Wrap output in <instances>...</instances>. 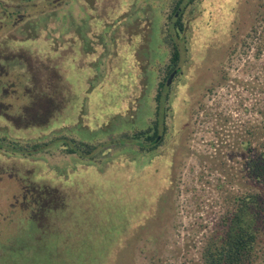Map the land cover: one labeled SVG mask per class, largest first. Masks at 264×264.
Masks as SVG:
<instances>
[{"label": "rangeland", "instance_id": "1", "mask_svg": "<svg viewBox=\"0 0 264 264\" xmlns=\"http://www.w3.org/2000/svg\"><path fill=\"white\" fill-rule=\"evenodd\" d=\"M49 1L51 5L47 0H0V47L7 46L2 39L5 33L19 40L40 35L57 44L71 33L72 26L82 34L83 24H88L92 33L95 29L101 33L94 39L105 38L102 56L89 61L99 62L103 89L76 91L67 123L60 113L50 125L23 134L0 120L4 147H0V171L3 162L24 163L28 158V165L37 166L34 177L56 188L52 212L41 211L39 220L33 219L34 194L17 178L16 170L4 165L5 173L0 174V264H203L202 251L223 230L234 196L254 194L264 203V189L250 178L244 165L250 154L262 150L260 140L256 136L251 145H243L245 139L250 140V131L258 135L264 126V22L257 15L264 0H237L235 6L219 0V5L211 7L201 0L182 2L183 39L171 30L173 41L184 48L182 72L168 90L162 89L167 94L158 110L160 128L166 122L162 142L145 152L130 141L134 132L151 126L154 96L163 77L157 66L165 64L170 53L164 24H174L179 15L167 20L168 0H121L117 21H83L82 16L92 15L88 9L81 16L63 0ZM18 3L28 20L12 28V22L7 26L8 21L1 20L15 13ZM103 4L106 9L117 2L105 0ZM50 7L58 9L50 11ZM214 17L222 29L218 37L203 29ZM134 36L136 72L122 86L121 111L116 112L113 96L119 89L120 58L114 57L113 50L114 46L130 49L129 39ZM93 44L97 50V42ZM58 58L53 54L47 62ZM41 63L25 70L17 64L7 67L8 80L15 83L18 93L9 98L12 108L26 103L31 83L38 89L51 83V93L58 101L71 96L59 91L57 73ZM78 63L82 64L81 58ZM78 72L67 76L81 81ZM97 91L96 96L105 102L103 109L109 110L106 113L115 111L106 122L104 116L102 120L97 117L102 110L93 98ZM41 114L43 121L47 110ZM56 136L58 140L50 144ZM259 137L264 139V130ZM74 142L96 146V150L85 156L69 155L65 149ZM34 145L40 146L34 158L6 149ZM25 170L21 165L17 171L31 179ZM262 217L252 264H264Z\"/></svg>", "mask_w": 264, "mask_h": 264}, {"label": "trees", "instance_id": "2", "mask_svg": "<svg viewBox=\"0 0 264 264\" xmlns=\"http://www.w3.org/2000/svg\"><path fill=\"white\" fill-rule=\"evenodd\" d=\"M120 1V0H119ZM130 1V0H128ZM184 0H168V4L166 5V17L167 20H171L175 17L176 11L180 10V6ZM195 0H189L190 3L194 2ZM204 1V3L207 6L211 5H219V0H201ZM223 1V0H221ZM231 6H235L237 0H227ZM63 4L67 3L70 7H72L74 10H76L77 13H80L81 16L84 12H87V9H89L90 13H96V10L101 8L102 10H106L108 7L104 6V1L99 0V3L96 5L92 4L95 2V0H91L88 5L87 0H63ZM114 4L117 2L116 0H113ZM123 3V2H121ZM26 4V3H24ZM47 4L51 5V2L47 0ZM61 6L64 7L65 5ZM103 4V5H102ZM210 4V5H208ZM17 6H19V10L17 9ZM15 6L16 12L19 11L22 7L21 4L18 3V5ZM25 6V5H23ZM95 6V7H94ZM74 7H77L75 9ZM24 8V7H23ZM58 8L50 7V11L56 10ZM233 9L232 7L230 8ZM21 13V12H20ZM259 21L262 20L264 22V6H262V11L257 12ZM22 14V13H21ZM39 15L42 14L39 10ZM24 15V14H23ZM213 15V14H212ZM181 13L179 15V18L174 22V24H170V21H165L164 28H163V34L166 39V42L169 44L170 50H169V57L165 64L157 66V70L160 71L162 74V79L159 80L158 85V91L156 95L154 96V116L152 120L153 127H149V130L146 131H136L134 132V135H132L131 140L132 146L135 147L139 152H145L153 150L157 146H153L152 148H148L153 144L154 137L159 132L157 122L159 121L158 118V110H159V104L160 99L162 97V89L164 88V82L167 75L178 65L180 62V55H179V47L177 44L173 41V38L171 37V30L178 36L179 40L183 39L182 34L184 32L185 23L180 21ZM92 21H103V20H97V17L93 16ZM108 17H106L107 19ZM105 19V20H106ZM26 19L23 17L22 21H17L16 24L12 27L15 28L16 26L24 25ZM5 22V21H4ZM12 21H8L7 26ZM203 29L206 31V34L209 36H217L218 37V31L222 30L221 26L217 24V20H215V17L213 18V21H206V24L204 25ZM254 33H256V30H254ZM98 35L99 30L95 29L94 33ZM74 45L72 52L71 45L69 41L70 34H67L66 37L63 39V42L54 44V41L52 39L44 40L40 39L42 37L39 36H28L27 38H24L22 40H19L17 36H12L11 38L6 37V33L4 34L3 44H7V46L0 47V120L4 122L5 126H10L12 129H17L18 132H24L31 128H39V127H46L51 124V120L58 116L60 113L63 114V120L64 122H68L69 115V107L72 106L73 108V102L74 99L73 95H75L76 91L83 89L84 83L87 81V72L83 68L82 64L78 66V57L81 55V45H82V38L80 37V34L77 32H74ZM141 37V34L139 35ZM211 39V37H210ZM199 41V40H198ZM213 40H210V43H212ZM133 44L135 42H132ZM216 43V40H215ZM11 44V46H9ZM43 44V45H41ZM128 48H130L128 46ZM48 49V50H47ZM121 49V48H120ZM7 50V51H6ZM32 52L36 53L33 54ZM68 52L66 55V58L64 57V53ZM69 52H71V55H69ZM59 55V58L54 61L52 64L47 62L48 59L51 58L52 55ZM73 54V55H72ZM72 56L74 57V64H72ZM204 56V55H203ZM43 58V59H42ZM43 60V61H42ZM43 63L45 68L49 71H53V73H57V85L59 86V91H61L63 94L69 93L71 95L69 98H66L64 100H56L51 91V83H47L45 85H40V88L38 89L36 87V84L31 83L27 87H29V92H26V103L23 104L22 107H19L18 105L12 108L11 100L9 99L11 96L18 95L17 89L15 90V87L11 88H4L3 82H9L8 80V70L7 67L17 64L18 66L24 68L25 70L27 67L31 66L32 63L35 64ZM57 62V64L55 63ZM120 64L118 67L120 68L119 75V85L118 86V92L114 94L113 99V106L119 111L121 109V98L123 97V91H125L124 87H122L126 82H129L132 79V74L136 72L134 63L137 62L135 57H120ZM122 62V64H121ZM41 63V64H42ZM137 64V63H136ZM128 69V70H126ZM123 70V71H122ZM126 70V71H125ZM71 71H80L78 72L81 77V81L78 80L77 77L70 78L67 75ZM113 72L109 73L107 76L108 78L112 77ZM131 74V75H130ZM55 76V78H56ZM92 76V74H91ZM7 79V80H6ZM11 82V81H10ZM14 83V82H13ZM55 83H53L54 85ZM81 84V85H80ZM22 86V84H21ZM13 91V92H12ZM58 92V91H57ZM98 92H96L93 96H87L89 99L92 97L97 100L98 99V105L102 107L101 112L99 115H97L99 120L104 119L103 121H107L108 117L113 115L115 111H112L111 113H106L108 110L107 107L103 109V105L105 102H101L99 100V97H97ZM118 94V95H117ZM87 95V94H86ZM19 97V96H18ZM25 97V95H24ZM80 94H77V98H80ZM59 103H58V102ZM17 108H19L20 111V118L19 120H11L7 119V116H12L13 114H18ZM14 109V110H12ZM47 110V117L43 121L39 120V117L42 115L41 112L43 110ZM166 110V109H165ZM121 111V110H120ZM106 113V114H105ZM26 114V115H24ZM165 114V113H164ZM42 119V117H41ZM27 120L29 123L25 126L23 121ZM58 120V119H57ZM38 125H36L37 122ZM57 125L56 123H53V125ZM54 125V126H55ZM263 127H261V130L263 132ZM10 129V128H9ZM153 129V130H152ZM153 132V135L151 137H146L144 142H140V139L144 137V135L148 132ZM260 132L259 134H261ZM25 134V132H24ZM259 134L257 135L256 132H251L248 134V138L250 140L244 141L243 145L245 147L251 145L250 142H252V139H255L257 136V140H260V147L262 150L257 153L255 156H252L251 154L246 158L244 165L248 169V174L250 178H253L258 184H260L259 188L264 189V139L261 140V137H259ZM61 138L65 139L67 138L66 135L60 136ZM58 140V137H54L49 142H55ZM137 141V143L135 142ZM2 143V140H0ZM131 142V141H130ZM248 142V143H247ZM0 143V147L3 146ZM75 143V142H74ZM82 143L74 144V146L66 147L65 152L69 155L74 156L75 154L79 153L81 156L89 155L91 152L96 150V146H90V145H81ZM22 147H8L9 149L15 154L19 153H25L21 152L20 149ZM9 152V151H8ZM250 153V152H249ZM28 154V153H27ZM26 153L24 155L28 156ZM26 158V157H25ZM3 161V160H2ZM15 162V161H13ZM1 162L3 164L2 171H0V174L5 173L4 171V165H10L8 168H12L16 170L17 178L26 186H28V190H30L34 195L33 203H35V207L31 209L30 216L33 219L39 220V215L41 211L44 212H52V209L56 205V201L52 198L53 193L56 191V188L52 186L51 184H47L45 181H40V179H36L34 176L36 174L37 166L28 165V158L25 160L24 163L20 162ZM24 166L26 168L25 171L28 172V175H31V179L27 178L25 174L19 175V168ZM1 167V164H0ZM39 169V167H38ZM13 176V175H11ZM14 177V176H13ZM34 177V179H33ZM31 193V194H32ZM264 195V194H263ZM258 195H252L248 193H244L241 195H236L233 198L232 202V208L229 211L228 216L224 220L223 230L220 231L217 235L213 236L211 241L206 245V247L202 251V263L203 264H252L255 260V252H256V246L259 243V234L261 233V224L264 214V203ZM36 217V218H35ZM264 222V221H263ZM109 254V252H108Z\"/></svg>", "mask_w": 264, "mask_h": 264}, {"label": "flooded vegetation", "instance_id": "3", "mask_svg": "<svg viewBox=\"0 0 264 264\" xmlns=\"http://www.w3.org/2000/svg\"><path fill=\"white\" fill-rule=\"evenodd\" d=\"M88 1V5H89V2L91 0H87ZM101 1H105V0H101ZM117 1V4L114 5V7L112 8H107L106 10H102L101 8H99L98 10H96V13H91L92 15L91 16H82V19L83 21H92V17L96 16L97 17V20H103V21H117L121 15V0H116ZM128 0H124V2L126 3ZM17 9L19 10V6H17ZM89 11V9H88ZM87 14V12H84L83 15ZM89 14V13H88ZM176 15H179V10L176 11L175 13V17H177ZM23 17L24 15L21 14L19 11L15 12V13H12L10 12L9 14H6L4 16V19L1 20V21H12V26H14L16 24L17 21H22L23 20ZM106 17H108L106 19ZM106 19V20H105ZM74 26H72L71 29V33H70V37H69V41H70V45H71V52H72V49H73V45H74V30H73ZM83 28H84V31L81 32L82 34H80V37L82 38V45H81V55L78 57V58H81V62H82V66L83 68L86 70L87 72V81L84 83V87L83 89H89V90H95V89H100L102 90L103 89V83H104V77H101L103 74L100 73V65L98 64L99 62L96 61L93 63H90L89 61L91 59H93V57L96 59L97 57H101L103 52H104V49L103 47H105L104 45V36L101 37V38H97V39H94L93 37H98V35H94L91 30H90V27L88 28V24H83ZM78 33V32H77ZM101 35L100 31H99V36ZM104 35V32L103 34ZM90 37L92 38L90 40ZM131 37L129 39L130 42H135L134 44L132 43V46L130 47V49H126L124 51H122V49H120L121 47H119V49H117L116 46H114V50H113V54L115 53V56L118 55L119 58L120 57H135L136 56V52L137 50L135 49L136 48V36H134V39L131 41ZM94 42H97V45L98 48L97 50H95L93 48L92 45H94L93 43ZM177 44V43H176ZM177 46L179 47V55L180 57L182 56V52H184V48H181L180 45L177 44ZM95 47V46H94ZM184 47V46H183ZM111 52V51H110ZM102 53V54H101ZM119 53V54H118ZM73 55V54H72ZM170 56V55H169ZM74 57L72 56V64H74ZM78 63V62H77ZM85 66H84V65ZM177 71L176 74L174 75L173 79L171 80V82L167 85L166 82H167V79L169 78L170 74L173 72V71ZM182 72V63L179 62L178 65L167 75V77L165 78V82H164V89L165 90H168L172 83L174 82L175 78L180 75ZM92 74V76H91ZM3 85H4V88L8 87V88H11L12 90V87L14 86L15 87V83H12V82H3ZM17 88L15 87V90ZM13 92V91H12ZM98 92V91H97ZM164 96V97H163ZM164 98V100L167 99V94H164L162 93V97L161 99ZM18 99V98H17ZM160 99V100H161ZM26 101V100H25ZM20 109L17 108V113L18 114H13L12 116H7V119H11V120H19L21 119L20 118ZM163 124L161 125L163 128H160V123L159 121L157 122V125H158V130L159 132L157 133V135H155L154 137V141H153V144L148 147V148H152L153 146H158L160 144V142H162V133L161 131H164L165 130V123L164 121H162ZM150 127H153L152 123H151V126ZM163 129V130H162ZM17 130V129H15ZM149 129L146 130V132L148 131ZM153 130V129H152ZM10 133L12 134V130L10 128ZM18 131V130H17ZM25 132V131H24ZM40 132V131H38ZM24 134V133H23ZM153 135V132H148L144 135L143 139L140 140V142H144L145 141V138L146 137H151ZM20 139V138H19ZM133 141V140H132ZM132 141L130 142V144L132 145ZM135 142L137 143V141L135 140ZM146 142V141H145ZM54 142H51L50 144H52ZM56 145V143H55ZM40 146H36L34 145L32 148H28V149H24V148H20L22 151L21 152H25V153H28L27 157L29 158H34L35 155L37 153L40 152V150L38 149ZM4 148V147H3ZM12 148H15L14 146H12ZM9 179L10 178H14L13 176L11 175H8ZM30 195V194H29ZM28 195H25L24 198H26Z\"/></svg>", "mask_w": 264, "mask_h": 264}, {"label": "water", "instance_id": "4", "mask_svg": "<svg viewBox=\"0 0 264 264\" xmlns=\"http://www.w3.org/2000/svg\"><path fill=\"white\" fill-rule=\"evenodd\" d=\"M177 16V15H176ZM176 70L175 71H173L171 74H170V76H169V78L167 79V82H166V84L168 85L170 82H171V80L173 79V77H174V75L176 74Z\"/></svg>", "mask_w": 264, "mask_h": 264}]
</instances>
